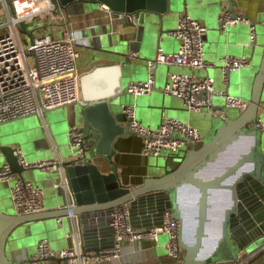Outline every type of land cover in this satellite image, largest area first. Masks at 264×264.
<instances>
[{"label":"water","instance_id":"1","mask_svg":"<svg viewBox=\"0 0 264 264\" xmlns=\"http://www.w3.org/2000/svg\"><path fill=\"white\" fill-rule=\"evenodd\" d=\"M187 2L56 0L57 6L68 14L105 6L112 15L125 14V17L115 19V23H129L132 27L136 25L132 16L136 18L143 12L168 15L179 10L187 11ZM228 11L234 12L232 2ZM111 27H91L83 30L82 34L87 37V42L94 35L97 48L105 50V54L113 50L115 54H124L116 46L119 34L115 27ZM104 36L107 46L102 42ZM257 47L262 49L261 62L248 106L242 111L237 110L234 116L228 115L224 106L217 109L222 114L212 115L209 132L202 141L188 145L182 156L163 157L158 170H152L141 185H124L117 172L103 171L91 155L83 162L71 159L61 162L74 198L71 211L78 218L85 251L113 246V228L107 223H110L112 209L123 204L129 206L130 220L135 227L162 224L164 212L172 210L180 223L179 243L183 250L180 264H234L248 259L247 256L261 246L254 249L257 240L264 238V137L257 125L261 119L260 111H264V45ZM240 70L236 72L240 73ZM229 81L225 84L227 93H240L236 87L231 90L232 83L237 81ZM85 86L81 91V101H78L79 109L71 117L74 123L76 120L85 121L87 127L96 131L81 127L87 139H91L89 144L93 155L105 157L113 163L114 142L130 132L124 125L126 116L119 108L120 96L112 95V92L94 93ZM16 151L4 146L5 164L22 176L26 169L22 167ZM3 184L5 182L0 181V264H13L7 247L19 226L67 216L69 210L64 206L41 213H14L6 207ZM56 190L65 199L62 188ZM24 243L16 241L14 249Z\"/></svg>","mask_w":264,"mask_h":264},{"label":"built area","instance_id":"2","mask_svg":"<svg viewBox=\"0 0 264 264\" xmlns=\"http://www.w3.org/2000/svg\"><path fill=\"white\" fill-rule=\"evenodd\" d=\"M0 8L4 9L7 19L0 22V124L17 118L31 115L41 116L46 110L75 104L80 100V78L77 70V47L87 45V37L75 29L63 27L61 36L53 38L50 33L33 38L28 50L23 48L18 35V28L25 21L34 19L44 13L51 15V20L60 19L61 15L53 14L57 8L52 0H0ZM106 10H110L105 7ZM60 9V8H59ZM63 16V15H62ZM117 18L125 14H116ZM135 17H131L133 20ZM239 23L249 25L251 44L256 42L255 24L245 15L223 11L218 18V28L225 30ZM33 31V29H32ZM207 27L190 16L187 11L179 14L176 26L169 34L178 42L175 53L159 51L152 61H148L149 75L146 81L132 82L127 93L134 97L148 94L155 84V67L162 63L179 65L190 69L215 68L216 63L204 60V45ZM137 52H131L136 57ZM30 56L32 60H30ZM250 65L246 56L235 57L226 55L221 59L220 70L222 82L227 84L229 75ZM215 80L211 76L197 77L188 73H170L163 87V93L182 100L185 108L191 113L212 111L215 96L224 99L227 109L244 110L249 102L240 96L215 89ZM126 116L128 129L142 139L141 155L148 157H179L180 151H187L190 144L202 141L200 130L176 118L164 117L156 128L143 125L136 117L135 108L131 105L121 107ZM258 128L264 131V122L258 121ZM68 147L71 160L83 162L91 153V146L80 126H71L67 132ZM19 161L24 169H41L58 172L59 180L54 188H62L65 195V207L71 229L67 237L71 244L62 249L51 248L48 239L42 238L36 253L29 259V264L43 261H57V264H123L119 257L123 244L140 245L143 241H157L160 233H166L167 256L170 264H180L183 250L179 243L180 223L174 218L172 210L164 212L162 224L148 227H135L130 220V208L127 204L117 206L110 212V226L113 228L114 244L107 249L85 251L81 238L78 218L71 211L74 198L61 162L56 160H39L29 162L21 154ZM0 181L7 182L9 194L15 213L33 214L45 211L44 189L21 175L14 173L8 164L0 168ZM11 183V184H10ZM61 217L57 221L61 223ZM264 253V243L259 252ZM258 252V251H257ZM252 253L249 257H253ZM264 255V254H263ZM248 257V258H249ZM239 260L234 264H246ZM264 264V256L261 262Z\"/></svg>","mask_w":264,"mask_h":264},{"label":"crops","instance_id":"3","mask_svg":"<svg viewBox=\"0 0 264 264\" xmlns=\"http://www.w3.org/2000/svg\"><path fill=\"white\" fill-rule=\"evenodd\" d=\"M187 1L185 6L187 13L207 27L204 60L208 63H216V67L197 70L160 63L154 70V88L148 94L137 97L127 93L128 85L132 82L147 80L149 75L148 61L154 60L159 51L165 54L177 51L178 42L169 34V31L175 28L179 14L183 13L184 10L168 15L143 12L136 17L137 19H133L136 25L132 27L129 23H121L120 25L115 23L116 15H112L105 6L100 5L89 11L75 14H68L63 9L58 8V13L61 15L60 19L50 21L46 27L49 29L48 33L57 38L61 36V29L66 25L79 32L97 26H108L110 29L111 26L115 27L119 34L116 46L124 54H115L114 50L107 54L103 53L105 50L100 51L97 48L94 35L89 37L87 45H80L76 48L79 53L77 70L81 79L80 91H83L86 85L85 88L94 93L112 92V95L120 96L118 98L120 101L119 108L121 109L124 105L133 106L137 119L145 126L156 128L164 117L176 118L202 130L206 136L209 132V120L212 115L219 116L222 114L217 109L224 106V99L220 96L214 97L213 109L215 108V111L191 113L185 108L181 99L163 93L168 75L175 72L193 74L197 77L211 76L215 80V89L226 91L227 86L222 82L220 70L221 59L226 55L246 56L250 59V65L243 67L240 73L231 72L232 75L229 76V80L237 81V83H232L231 90L236 87L240 93H228L237 94L235 96H240L249 102L254 78L261 62L262 49H258L257 46L264 45V0ZM231 2L233 3V13L245 15L255 24L256 42L254 44H251L250 29L246 23H239L225 30L218 28L217 18L223 11L228 10ZM114 40L116 41L115 38ZM102 42L107 46L106 38L102 39ZM105 46L103 47L105 48ZM131 52L138 54L133 57ZM81 95L79 101H81ZM79 106L78 102L72 104L73 112L78 111ZM69 108H71L70 105H66L46 110L41 116L24 117L17 129L25 145L24 148L17 149L16 153L21 154L29 162L45 159L60 162L70 160L71 156L68 154V150H63L66 143L68 144L67 132L74 125L83 129L87 126L85 121L82 123L76 120L74 124L68 123L65 118L68 117ZM231 111L237 112L233 109ZM260 112V120L264 122V111ZM206 114L209 117L205 116ZM124 125L127 126V121L124 122ZM87 130L96 133L89 127ZM261 134L264 137V131H261ZM90 140L88 138V141ZM113 147L115 149L112 157L113 163H110L105 157L94 156L92 148L90 155L94 157L103 171L117 172L124 185H141L144 178L152 173L150 157L144 158L141 155L142 139L130 131L118 137ZM59 175L58 172H48L35 168L26 169L22 175L24 179L33 184L48 189L46 197L44 192L45 211L66 205L65 199L60 201L57 190L53 186L59 180ZM2 186L6 198V207H10V211L13 212L14 208L9 194L10 185L3 184ZM61 218V223L57 221V218H52L19 226L13 233V240L21 238L22 234L21 239L27 238L28 241H25L18 249H14L16 246L11 244L7 247L13 264H29V259L35 255L37 244L42 238L48 239L51 248L54 250L68 247L71 244V239L67 237L71 229V221L68 216H61ZM107 225L110 226V223ZM167 240L168 235L160 233L155 242L145 240L140 245L135 246L124 243L119 260L123 264H170L171 260L167 256L166 250ZM259 248L252 252L255 253L253 257H249L251 254L247 256L249 258L246 260V264H256L263 260L264 253L259 252ZM39 264H57V261L48 260ZM208 264L233 263L213 262Z\"/></svg>","mask_w":264,"mask_h":264},{"label":"rangeland","instance_id":"4","mask_svg":"<svg viewBox=\"0 0 264 264\" xmlns=\"http://www.w3.org/2000/svg\"><path fill=\"white\" fill-rule=\"evenodd\" d=\"M54 3H56V0H52ZM59 9L57 8L55 11H53V14H58ZM7 19V14L4 11V9L0 8V22H4ZM53 21L51 20V15L49 13H44L34 19H31L29 21H25L21 24V26L18 28V35L21 39V43L23 45V48L25 50H28L31 45H32V40L33 38H37L39 36H43L44 34H47L49 32V29L46 27V25L50 22ZM33 29V31H32ZM0 32H2V30H0ZM53 38H57L55 36L52 35ZM30 60H32V57L30 56ZM71 108H69L68 110V117L65 118L67 119L68 123L74 124V120L72 119V104L70 105ZM236 110V109H233ZM207 113V112H204ZM227 113L230 116H234L237 112H232L231 109H227ZM70 114V116H69ZM207 117H209V115H205ZM23 118H17L5 123H1L0 124V168H2V166L5 164V157H4V153H3V149L4 146L7 147H12L15 149H19L22 148L25 145V142L22 141V138L20 137V132H18L17 127L20 125V121H22ZM25 120V119H24ZM202 139L205 137V133L200 130ZM68 144L66 143V147L64 146L63 150H68V154L71 156V150L70 148L67 146ZM24 148V147H23ZM94 153V152H93ZM185 153V151H180L178 153L179 156H182ZM163 157H150V168L156 172L159 168L158 164L159 162H161ZM26 171V170H25ZM5 184L8 186V183L5 182ZM53 191H55L53 189ZM45 192V197L46 194L48 193V189H44ZM55 193V192H54ZM60 201H64L63 196H59ZM9 209H11L9 207ZM12 211V210H11ZM14 235L12 236V238L9 241V244H11L12 246H16V241L19 242H23V241H28L27 238H23L21 239L23 236L21 234V238L16 239V241L13 240ZM13 241V242H12ZM264 243V238L257 240L256 245L254 246V249L259 247L260 245H262ZM8 244V247H9ZM7 254L9 255V251L7 250Z\"/></svg>","mask_w":264,"mask_h":264}]
</instances>
